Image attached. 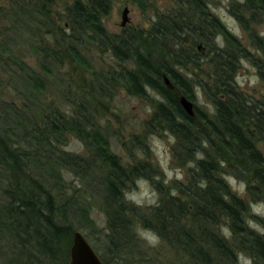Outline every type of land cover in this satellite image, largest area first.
Segmentation results:
<instances>
[{
  "label": "trees",
  "instance_id": "1",
  "mask_svg": "<svg viewBox=\"0 0 264 264\" xmlns=\"http://www.w3.org/2000/svg\"><path fill=\"white\" fill-rule=\"evenodd\" d=\"M135 2L146 9L143 0ZM208 2L173 0L174 8L157 15L148 29L110 35L103 19L111 0L66 3L65 28L53 20L57 0H12L10 10L5 11L9 17L21 20L29 15L50 22L46 34L53 45L39 49L50 64L60 65V54L69 52L77 63L86 65L78 50L85 39L100 51L110 52L117 62L131 65L130 69L120 67L116 76H99L91 83L90 96L97 95L95 105L82 96L70 115L49 107L40 124L32 123L31 131L15 104L4 103L0 121L13 124L0 130V186H5L6 199L0 206V228L11 232L23 250H36L51 262L58 260L63 247L67 251L75 231L57 211L66 208L89 222L92 204L81 190L66 187L63 175L89 184L103 169L98 188L105 228L93 247L103 264H237L240 254L264 264V237L247 223L250 205L264 198V153L260 149L264 147V98H252L235 81L245 59L264 85V35L253 29L264 21V0L235 1L229 7L254 53L210 12ZM220 36L222 46L217 42ZM1 44L0 49L5 48ZM63 45L67 51H58ZM204 66L211 70L201 75L205 79L199 77ZM164 77L173 89L166 87ZM31 80L43 87L38 78ZM117 84L142 99L150 98L148 91L156 94L157 100L150 98L152 112L143 123L144 131L147 136L167 132L174 138V164L186 170V184L161 187L153 181L158 172L146 158L123 166L109 151L97 114ZM177 90L192 102L200 91L211 113L195 107L194 118L188 117L180 107ZM69 134L83 143L86 156L62 149ZM133 145L148 155L141 139L135 138ZM249 172L252 178H244ZM224 175L245 180L249 201L232 191ZM138 179L153 181L160 196L149 210L125 199V192ZM140 228L158 235L159 249L139 237ZM35 260L29 264H38Z\"/></svg>",
  "mask_w": 264,
  "mask_h": 264
},
{
  "label": "rangeland",
  "instance_id": "2",
  "mask_svg": "<svg viewBox=\"0 0 264 264\" xmlns=\"http://www.w3.org/2000/svg\"><path fill=\"white\" fill-rule=\"evenodd\" d=\"M72 1L74 0H57V5H54L53 20L57 26L65 28L62 13L66 3H71ZM143 1L146 4V9L144 10L140 8L135 0H111L109 14L103 19L105 30L110 35H119L125 29L134 31H138L141 28L148 29L156 20L157 15H164L174 8L173 0ZM235 1L241 2L242 0H209L208 9L244 47L254 53V49L250 47L249 41L239 24L229 14V7ZM11 4L12 0H0V12H3V17H0V42L5 46V48L0 49V113L3 112L4 103L10 105L13 102L16 110L27 118L24 125L27 130L31 131L32 123L37 122L40 124L42 115L48 112L49 107L60 108L61 111L64 110L66 112V115H70L82 96H87V100L95 105L97 95L90 96L91 83L95 79H99V76L104 77L110 73H114L116 76V73L121 69L120 67L131 68L129 63L121 64L117 62L112 58L110 52L100 51L94 42L85 39L78 45V50L81 58L86 61H84L86 65L77 63L69 56V52H60L61 58L58 60L60 65L50 64L49 61L44 59L43 54L39 50L44 45L45 47H50L49 45L52 43L51 37L46 34L48 29L46 25H49L50 22L36 16L29 18V15L22 16L21 20L11 18L5 12L10 10ZM125 8L128 9L129 21L122 28V12ZM5 14L7 17H5ZM253 29L260 35H264V21L254 26ZM43 39L46 44L43 43ZM221 39V36L218 37L217 42L222 46L223 42H221ZM2 44L1 47H3ZM57 49L58 51H67L65 46ZM203 70L204 72L200 73L199 77L205 79L201 75L208 72L211 73V70L208 66H204ZM187 73L191 72L187 71ZM36 78L42 82V88L30 82V80L34 81ZM235 81L240 90L252 98L257 100L264 98V85L258 78L256 69L247 60H241ZM117 86L119 85L117 84ZM68 93H71L72 96H67L69 95ZM196 93V101H191L194 108L197 107L211 113L212 107L206 101L204 95L200 91H196ZM148 95L154 100L158 99L156 94L151 91H148ZM177 95L178 97L181 96L178 90ZM150 98L142 99L129 95L123 87L119 86L110 99L102 100L105 108L103 109L102 107V109L98 110L97 124L103 133L106 134L109 151L119 158L123 166L134 165L140 161H145L146 158L158 172L153 181L161 185V187H171L176 182L186 184V170L174 164L172 153L175 143L174 138L167 132L154 133L148 136L145 134L143 123L152 112L153 100ZM67 99L71 101L70 104L66 102ZM99 108L101 107L99 106ZM8 124L11 125L13 123L7 122L5 125L4 122L0 121V130L6 129ZM135 138L141 139L147 146L148 155L146 157L143 152L138 151L134 147ZM62 149L80 156L88 154L83 143L71 134L63 142ZM260 149L264 153L262 145H260ZM102 171L104 172L103 169L99 170L95 174L96 177L93 182L89 184L81 183L77 177L68 173L63 175L66 187L70 186L81 190L84 199L92 204L88 214L89 222L84 221L77 215H72L66 208L57 211L58 217L65 219L64 221H67L74 231L80 232L92 248L97 244L105 228V218L101 211L102 197L100 188H98V178L100 179ZM250 171L252 172L251 169ZM167 172L173 174L170 180ZM251 172L244 175V178H252ZM223 177L234 193L249 201L245 180L242 182L228 175ZM141 180L147 182L144 188L138 184V181ZM153 181L138 179L125 192V199L144 210L154 207L160 196L154 184H152ZM3 187L5 186H0V206L4 205L6 200L3 194ZM145 188L150 193H155L156 202L154 204L148 203L146 199L142 204H136L126 198L127 195H142ZM68 193L71 194L72 192L68 191ZM247 223L251 230L264 237V198L261 202H255L250 205V217L247 219ZM16 243V238L11 232L0 228V264H29L30 260L33 261L34 259H36L35 261L38 264H67L72 239L69 241L67 251L63 247L62 252L58 255V260L55 262L39 256L36 250L30 252L28 249L23 250L24 247ZM160 244L159 242L154 247L147 245L157 250ZM29 253L30 257H28ZM248 260L251 261V264H261L255 262L246 254L239 255L237 264H245V261Z\"/></svg>",
  "mask_w": 264,
  "mask_h": 264
},
{
  "label": "water",
  "instance_id": "3",
  "mask_svg": "<svg viewBox=\"0 0 264 264\" xmlns=\"http://www.w3.org/2000/svg\"><path fill=\"white\" fill-rule=\"evenodd\" d=\"M128 9H123L122 12V22L121 27H125L128 23ZM164 83L166 87L169 89H173L172 84L170 83L169 79L167 77L163 78ZM179 104L182 110L185 112V114L190 117L194 118L195 112H194V105L191 101L186 99L184 96L179 97ZM67 264H103L94 251V249L91 247V245L88 243V241L84 238V236L78 232L75 231L72 235V243L69 248V260Z\"/></svg>",
  "mask_w": 264,
  "mask_h": 264
},
{
  "label": "clouds",
  "instance_id": "4",
  "mask_svg": "<svg viewBox=\"0 0 264 264\" xmlns=\"http://www.w3.org/2000/svg\"><path fill=\"white\" fill-rule=\"evenodd\" d=\"M255 82V80H253ZM168 179L170 180L173 176L171 172H167ZM179 178V177H178ZM138 184L144 188V186L147 184L146 181H138ZM243 187V185H242ZM126 198L132 200L136 204H142L145 199L148 203L154 204L156 202L155 200V193H150L146 188L143 191L142 195H127ZM227 233V229L224 230ZM139 237L143 239L148 245L150 246H156L159 243V237L156 233L152 232L151 230L140 228L138 233ZM245 264H251V261H245Z\"/></svg>",
  "mask_w": 264,
  "mask_h": 264
}]
</instances>
